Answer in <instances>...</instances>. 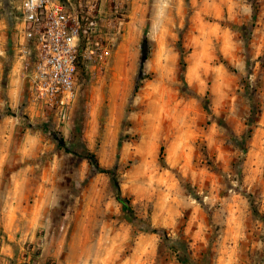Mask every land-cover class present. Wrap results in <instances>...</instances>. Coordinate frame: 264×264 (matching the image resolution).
Returning <instances> with one entry per match:
<instances>
[{
	"label": "rangeland",
	"instance_id": "1",
	"mask_svg": "<svg viewBox=\"0 0 264 264\" xmlns=\"http://www.w3.org/2000/svg\"><path fill=\"white\" fill-rule=\"evenodd\" d=\"M259 3L253 24L251 0H131L109 69L79 71L63 117L33 103L25 86L11 107L9 81L24 77L16 67L20 0H0V112L27 117L0 120V264H182L158 234L131 223L110 176H92L74 154L86 149L116 168L140 217L189 244L195 264H264ZM145 35L151 55L135 92Z\"/></svg>",
	"mask_w": 264,
	"mask_h": 264
},
{
	"label": "built area",
	"instance_id": "2",
	"mask_svg": "<svg viewBox=\"0 0 264 264\" xmlns=\"http://www.w3.org/2000/svg\"><path fill=\"white\" fill-rule=\"evenodd\" d=\"M108 3H114L107 12ZM131 0H20L17 53L33 103L65 117L77 97L79 68L109 69L125 33ZM113 14V15H112Z\"/></svg>",
	"mask_w": 264,
	"mask_h": 264
},
{
	"label": "trees",
	"instance_id": "3",
	"mask_svg": "<svg viewBox=\"0 0 264 264\" xmlns=\"http://www.w3.org/2000/svg\"><path fill=\"white\" fill-rule=\"evenodd\" d=\"M252 6V13H253V24L256 22V18L260 12V3L259 0H251ZM151 55V45L150 39L147 35H145L141 41V57L139 61V71L137 76V83L135 85L134 91L137 92L141 86V82L145 80V63L149 60ZM186 62L182 61V76L184 78ZM85 70L84 67L81 65L79 71ZM22 108L27 106V101H23ZM9 115H16L19 118H27L25 115H20L16 113L11 107H7L6 110L0 112V120L5 118ZM47 129V128H46ZM49 134H51L58 142L60 148L66 150V152L72 153L70 148L68 147L67 143L65 142L63 137L58 136L57 132H54L50 129H47ZM76 156H81L83 159L87 160L91 166L92 173L91 175L94 176L97 173H105L110 176L113 181V185L115 188V197L118 202H120L123 206V210L125 211L126 215L130 218L131 223L139 228L140 230L147 232V233H155L158 234L166 243L167 247L173 250L178 257L179 261L182 264H195L193 258L191 256L189 244L185 241H175L168 233L167 229L164 227H155L153 226L148 220L140 217L134 206L132 201L129 197L125 196L122 192L120 181L118 178L116 168H104L101 166L98 156L95 152L86 149L83 153L78 155L74 153ZM252 205H253V201Z\"/></svg>",
	"mask_w": 264,
	"mask_h": 264
},
{
	"label": "crops",
	"instance_id": "4",
	"mask_svg": "<svg viewBox=\"0 0 264 264\" xmlns=\"http://www.w3.org/2000/svg\"><path fill=\"white\" fill-rule=\"evenodd\" d=\"M5 26H6L5 22L0 20V42H1L0 50L3 48V45H4L3 41H5V31L3 30V28H5ZM16 60H17V58H16ZM16 67L18 68V70L20 69L18 62H16ZM2 72H3V70H2V57L0 56V75ZM24 86L27 87V82L24 79V77L20 81H18L17 79H14V78H11L9 81L8 94H9V96L12 97L11 107L13 109L19 107L18 99L24 90ZM0 104H1V101H0ZM15 177H17V176L15 175ZM39 187H40L39 190H41V192L43 190H45L44 184H40ZM84 222H85L84 218L82 220H80L79 227H82Z\"/></svg>",
	"mask_w": 264,
	"mask_h": 264
}]
</instances>
